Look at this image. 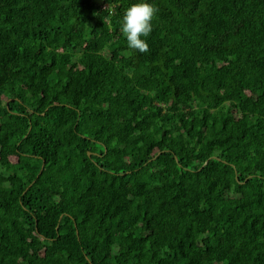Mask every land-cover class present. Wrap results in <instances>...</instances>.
Here are the masks:
<instances>
[{
    "label": "trees",
    "instance_id": "trees-1",
    "mask_svg": "<svg viewBox=\"0 0 264 264\" xmlns=\"http://www.w3.org/2000/svg\"><path fill=\"white\" fill-rule=\"evenodd\" d=\"M0 0V264H264V0Z\"/></svg>",
    "mask_w": 264,
    "mask_h": 264
},
{
    "label": "clouds",
    "instance_id": "clouds-1",
    "mask_svg": "<svg viewBox=\"0 0 264 264\" xmlns=\"http://www.w3.org/2000/svg\"><path fill=\"white\" fill-rule=\"evenodd\" d=\"M156 12L157 8L150 0H136L125 9L121 31L130 49L140 53L148 51L147 38L152 32Z\"/></svg>",
    "mask_w": 264,
    "mask_h": 264
}]
</instances>
